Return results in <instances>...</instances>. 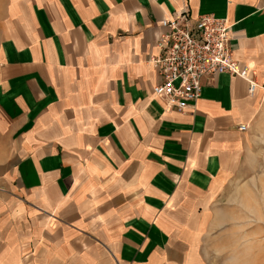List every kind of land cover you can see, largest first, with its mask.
I'll return each mask as SVG.
<instances>
[{
    "label": "crops",
    "instance_id": "crops-1",
    "mask_svg": "<svg viewBox=\"0 0 264 264\" xmlns=\"http://www.w3.org/2000/svg\"><path fill=\"white\" fill-rule=\"evenodd\" d=\"M182 13L227 22L253 93L219 73L183 110L154 94ZM2 32L0 264H198L219 203L255 191L264 0H5Z\"/></svg>",
    "mask_w": 264,
    "mask_h": 264
},
{
    "label": "built area",
    "instance_id": "built-area-1",
    "mask_svg": "<svg viewBox=\"0 0 264 264\" xmlns=\"http://www.w3.org/2000/svg\"><path fill=\"white\" fill-rule=\"evenodd\" d=\"M163 24L169 31L159 39V53L152 58L161 77L153 92L165 99L168 107L187 108L201 96L204 79L219 73L239 75L249 82L251 93L256 90L251 71L234 57L226 21L205 14L193 24L188 14L182 13Z\"/></svg>",
    "mask_w": 264,
    "mask_h": 264
},
{
    "label": "rangeland",
    "instance_id": "rangeland-1",
    "mask_svg": "<svg viewBox=\"0 0 264 264\" xmlns=\"http://www.w3.org/2000/svg\"><path fill=\"white\" fill-rule=\"evenodd\" d=\"M4 3L0 0V39ZM253 148L248 160L256 174L250 177L255 178V191L247 197L251 203H219L198 247V264H264V133Z\"/></svg>",
    "mask_w": 264,
    "mask_h": 264
}]
</instances>
